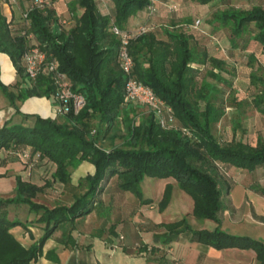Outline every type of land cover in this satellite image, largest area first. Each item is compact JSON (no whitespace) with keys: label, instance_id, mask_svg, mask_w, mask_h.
<instances>
[{"label":"trees","instance_id":"16d2710c","mask_svg":"<svg viewBox=\"0 0 264 264\" xmlns=\"http://www.w3.org/2000/svg\"><path fill=\"white\" fill-rule=\"evenodd\" d=\"M112 1L115 3L114 13L110 14L99 8V0H72L70 9L76 21L70 29L63 28L60 15L52 6L32 9L29 27L25 22L20 31H13L8 18L0 15V50L11 56L20 75L14 85L17 92L6 84H0V87L7 93L18 114L21 113L18 100L33 95L53 97L55 92L50 75L32 80L25 70L23 54L33 41L29 36L31 33L45 51L58 58L60 69L69 74L74 89L81 91L88 100L87 106L79 113L69 111L62 115V121L60 117L44 118L42 115H37L33 122L7 120L0 127V151L31 147L33 153L39 152L41 157L57 163L54 180L63 183L70 181V168L80 161L89 160L97 168L95 173L81 179L87 188L76 196L75 202L51 208L34 199L49 183L34 184L19 176L17 193L6 199L0 196V264H28L38 260L46 241L59 225L93 212L95 205L102 201V193L111 176L119 175L120 187L139 195L144 203L151 201L143 195L144 178L171 176L195 198L196 217L221 222V211L225 208L224 190L229 189L231 184L228 181L222 183L219 178L220 167L227 174L220 162L247 170H257L264 165V136L261 135L256 144L236 137L227 143L213 133L214 124L226 114V107L214 100L218 86L207 76L198 86L196 78L201 69L194 63H210L213 68L209 70V75L228 85L233 80L216 70L226 71L222 58L210 55L206 49L197 51L192 45L191 34L179 28L167 29L169 39L159 37L158 29L146 32L133 40L130 49L136 60L134 68L139 80L154 87L157 95L175 109L180 123L193 130V136L184 135L180 129L163 127L152 111L142 122L132 120L134 117L130 116L132 111L127 109L129 104L125 96L128 76L119 63L121 40L112 31V25L129 29L131 17L152 0ZM193 1L209 4L215 0ZM214 18L230 29L232 41L237 46L249 32L264 49L262 3H256L252 8L229 6L218 10ZM251 78L253 84L259 86L262 83L252 103L264 113V77L251 72ZM55 102L58 104L56 99ZM129 107L133 108V104ZM123 113H126L130 124L125 145L105 149L100 145L98 136L90 137L93 131L91 120L98 118L100 124L107 123L110 127ZM21 114L26 119L31 118L29 114ZM254 188L264 194V185H254ZM171 192L172 185L168 184L162 208L171 201ZM15 202L29 203L32 211L41 213L38 221L46 226V233L30 247L24 246L12 231L13 226L23 222L7 213L9 205ZM165 225L168 228L165 242L187 232L193 240L219 249L253 248L257 251L259 264H264V241L258 237L231 234L221 227L201 230L191 224L187 215Z\"/></svg>","mask_w":264,"mask_h":264},{"label":"crops","instance_id":"0c3cea01","mask_svg":"<svg viewBox=\"0 0 264 264\" xmlns=\"http://www.w3.org/2000/svg\"><path fill=\"white\" fill-rule=\"evenodd\" d=\"M152 1L156 2L157 13L149 15L146 8H143L129 20L130 28L143 23L160 26L158 22L165 21V16H170L171 12L175 11L173 6L179 4L178 0ZM32 2L18 0L12 5L0 2V15L8 18L13 31H20L25 24L23 12L30 8ZM105 3L106 10L100 2L99 8L105 13H114L115 3L112 0H105ZM163 35L162 38L169 39L167 34ZM32 38L34 41V36ZM216 70L221 71L218 68ZM19 78V72L11 56L0 50V84H6L17 92L18 89L14 85ZM6 94L0 87V127L9 119L16 122L23 120L33 122L37 115L55 118L54 107L57 104L53 97L33 95L18 100L21 113L31 116L26 119L23 114L16 112L17 108ZM63 119L64 116L60 117L61 121ZM178 122L180 123L179 120ZM32 155L39 158V161L30 170L28 163L22 157H18L15 149L5 148L0 151L2 198L6 199L17 193V179L23 176L25 180L34 184L49 183L44 191L38 192L34 198L36 201L45 203L50 208L57 204H72L76 196L87 188L84 189L85 184L81 183V179L95 173L97 169L93 162L83 160L78 166L70 168L72 177L70 181L63 183L54 180L57 167L55 161L41 157L39 152H32ZM221 164L227 165L229 172H233L231 183L221 176L220 172L223 171L221 167L218 173L222 183L228 181L231 184L229 189L224 190L225 208L221 211V222L212 218L196 217L195 198L181 188L179 181L171 176L163 178L151 176L149 179L145 177L143 185L147 184L149 192L144 190L143 195L145 199L151 201L144 203L139 195L123 190L120 187L119 175H114L107 181L102 201L95 205L93 212L59 225L46 241L39 259L28 264H259L257 251L253 248L219 249L193 240L192 235L187 232L181 233L175 240L165 242V233L168 230L165 224L177 221L185 215L195 228L201 230L221 227L231 234L252 235L264 241V194L254 188V185H264V165L257 170H247L223 162H220ZM51 165H54L53 171L47 175L50 172L48 167ZM168 184L172 185V198L162 208ZM30 207L27 202H15L7 208L11 218L23 221L21 225L13 226L12 231L27 247L39 242L46 233V226L38 221L41 213L32 211Z\"/></svg>","mask_w":264,"mask_h":264},{"label":"rangeland","instance_id":"374dc122","mask_svg":"<svg viewBox=\"0 0 264 264\" xmlns=\"http://www.w3.org/2000/svg\"><path fill=\"white\" fill-rule=\"evenodd\" d=\"M52 1V0H50ZM179 4L173 7L170 16H165V21L160 20V29L158 35L160 37L167 33V29L179 28L182 31H187L191 34V41L193 47L199 52L204 49L210 52L212 56L222 58L226 64V71L221 70V73L226 78L233 80L231 85L225 83L221 79H215L209 75L213 66L209 64L197 65L201 72L198 74L196 80L200 87L203 77L207 76L212 82L217 84V91L215 94V101L218 104H223L226 107V114L214 124L213 133L223 142H231L234 137L245 140L246 142L258 143L259 138L264 136V113L253 106V99L259 92V86L253 84L251 72H256L257 75L264 77V49L258 40L252 39L251 33H245V37L239 40V45L233 43L230 29L223 27V25L215 20V14L220 9H227L229 6H236L237 8L251 7L256 3H262L264 0H215L210 4H202L201 2H194L193 0H178ZM72 0H58L52 1L47 7L55 8L60 18L66 20L63 28H68L73 25L75 15L71 11ZM104 10L107 4L105 0H99ZM24 10V9H23ZM81 11V8L78 9ZM200 20L198 27H195L196 21ZM133 104V108L127 105V109H131V117L135 122H142L150 114V110L141 104ZM129 107V108H128ZM98 118L91 120L92 135L98 136L100 145L105 149L115 146L125 145L127 143L128 133H130V124L127 121L126 113H123L119 120L110 127L107 123L100 124ZM82 161L78 162L81 163ZM76 164L74 167L78 166ZM34 168V167H33ZM54 165L48 167L50 175L53 171ZM222 177L228 179L231 183L233 180V172L229 175L220 172ZM148 179L152 178L147 176ZM144 181V180H143ZM84 189L86 185H83ZM142 190L148 191V186L143 185Z\"/></svg>","mask_w":264,"mask_h":264},{"label":"built area","instance_id":"2783aa9c","mask_svg":"<svg viewBox=\"0 0 264 264\" xmlns=\"http://www.w3.org/2000/svg\"><path fill=\"white\" fill-rule=\"evenodd\" d=\"M18 0H0V2L8 3L10 5L16 4ZM32 4L28 10L23 12L26 24L29 27L30 24V11L37 7L46 8L52 1L50 0H32ZM176 8V6H173ZM146 11L149 15L157 13L156 2L152 1L146 7ZM62 25H65L66 20L60 19ZM195 27H198L200 20H197ZM112 31L116 33L119 40H121L118 54H120V66L124 69L127 74V86L125 96L128 104L140 103L150 111H152L158 123L162 124L163 127L182 130L186 136H193L192 129L179 123L175 109L161 96L157 95L154 91V87L151 84L145 83L137 77L135 74V57L131 52V45L134 39L143 35L146 32L156 30V25L143 23L133 28L124 29L117 24L112 25ZM25 34L26 30L23 31ZM30 38L34 36L33 33L29 35ZM25 70L28 76L33 80L37 79L42 75H50L51 82L55 86V92L53 98L56 99L58 104L54 107L55 118H59L62 115L67 114L69 111L79 113V111L87 106L88 100L81 91L75 90L72 84L69 74L60 69V61L54 57L52 53L47 52L43 49L38 41H32L27 51L23 54ZM33 149L29 146L21 147L15 153L18 157H22L27 163L30 170L39 161L32 155ZM2 159L0 157V163ZM222 168L229 172L228 167L222 165Z\"/></svg>","mask_w":264,"mask_h":264}]
</instances>
